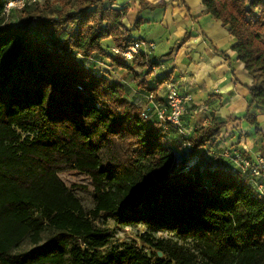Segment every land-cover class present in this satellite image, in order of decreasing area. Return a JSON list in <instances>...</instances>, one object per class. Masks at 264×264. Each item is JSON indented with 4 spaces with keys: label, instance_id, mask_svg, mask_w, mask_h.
Returning a JSON list of instances; mask_svg holds the SVG:
<instances>
[{
    "label": "trees",
    "instance_id": "1",
    "mask_svg": "<svg viewBox=\"0 0 264 264\" xmlns=\"http://www.w3.org/2000/svg\"><path fill=\"white\" fill-rule=\"evenodd\" d=\"M9 1L0 0V264H264V196L212 153L228 124L242 120L262 135L256 111L264 110V0H202L233 38L231 51L252 85L241 119L215 120L187 137L144 118L146 104L129 100L113 71L86 65L95 56L111 69L133 75L141 68L148 76L161 65L150 54L129 62L104 48L110 41L122 53L138 40L115 0H24L16 24L5 21ZM140 24L138 18L133 27ZM154 82L138 87L157 97L171 74ZM260 152L264 158V138ZM68 171L89 178V213L59 178ZM100 213L123 227L192 239L198 254L150 234L140 237L150 255L135 244L105 250L109 235L91 219ZM26 238L36 239L35 247L13 253Z\"/></svg>",
    "mask_w": 264,
    "mask_h": 264
},
{
    "label": "crops",
    "instance_id": "2",
    "mask_svg": "<svg viewBox=\"0 0 264 264\" xmlns=\"http://www.w3.org/2000/svg\"><path fill=\"white\" fill-rule=\"evenodd\" d=\"M141 1L143 0H115L113 7L127 10L123 20L124 27H132L133 38L153 44L149 59L161 65H154L155 72L149 74L153 84L147 81L146 69L135 68L133 75L126 70L110 69L114 78L125 84L128 99L136 104H146L144 98L149 94L145 89L139 88L138 83L145 81L148 88H153L156 79L171 74V82L178 83L179 90L192 99L182 117L188 135L195 128L211 123L209 113L212 109L218 108L216 116L219 118L215 116L218 121L231 118L236 112L245 110L250 102L247 88L252 85V78L231 51L233 38L220 22L206 13L202 0H181L185 6L179 5L180 0H144L149 5L165 3V7L154 11L140 10ZM105 4L108 5L107 2ZM138 18L141 24L135 28L133 24ZM185 35L188 39L183 42ZM103 46L113 54L114 47L110 41H105ZM94 61L98 67L103 60L99 62L94 56L91 60H86V65ZM104 61L110 65L109 61ZM156 95H164L162 87L156 91ZM205 102L207 110L199 111V103ZM256 114L262 135L243 137L242 144L237 147L251 154L254 159L263 158L260 143L264 138V110H258ZM245 125L249 130L247 124L242 121L241 128Z\"/></svg>",
    "mask_w": 264,
    "mask_h": 264
},
{
    "label": "rangeland",
    "instance_id": "3",
    "mask_svg": "<svg viewBox=\"0 0 264 264\" xmlns=\"http://www.w3.org/2000/svg\"><path fill=\"white\" fill-rule=\"evenodd\" d=\"M14 2H22V4H25L24 0H11ZM59 7L58 5L55 6ZM18 7L10 9L8 12L5 13V21L9 24H16L18 22L19 18V11ZM135 36V34H133ZM100 62V59H99ZM101 65L98 66L99 70H106L107 72H110L111 68L106 61H101ZM110 70V71H109ZM111 76V73H110ZM147 81L149 84H153V80L149 78L148 75H146ZM174 83V82H173ZM178 84V83H177ZM176 84V85H177ZM188 95V94H187ZM192 102V99H191ZM190 102V103H191ZM200 104V110L199 111H206L207 106H205V103H199ZM145 106V105H143ZM244 111H238L236 114L231 118H242ZM218 108L212 109L209 113V116L211 118V122L217 120L219 116L217 117ZM185 115V114H184ZM217 118H216V117ZM206 119L208 117H205ZM225 121L224 119H222ZM238 122H240V125H238ZM228 124L226 126V130L224 129L222 131L223 138L221 141H219L216 145V148L213 149V156L215 155H222L225 151L232 152L234 150H238L239 152L244 151L242 148H237L239 144H242L243 137H248V135H252L248 129H246V125L244 128H241L242 120ZM239 127H238V126ZM226 131V132H224ZM227 145H223L224 143ZM246 156V154H245ZM59 178L61 181L65 184V186L70 189L75 197L81 202L82 206L84 207L85 211L89 213L91 210L94 209V192L93 187L91 185V182L89 178L83 174H80L77 171H68L61 173L59 175ZM93 223L98 228H101L102 230H105L106 233L109 235V245L105 248V250H122L126 245L135 244L140 250H143L144 253L147 255H150L151 250L148 249L147 246H145L140 237L143 234H150L154 239L156 240H167L172 242H177L178 244L182 245L187 251L198 254L197 250L198 248L195 246L194 241L192 239H187L186 241L178 240L177 237H175L173 234L166 232V231H154L151 232L146 229L145 226L142 224H132L129 226H120L117 225L112 219L108 218L105 214L100 213L97 217L92 218ZM46 234L41 235L42 242L48 238L49 236ZM31 242L29 238H26L18 247L15 248L13 253L19 254L24 251H26L29 248L35 247L33 245V242H36V239H32ZM40 245V244H39ZM199 256V255H198Z\"/></svg>",
    "mask_w": 264,
    "mask_h": 264
},
{
    "label": "built area",
    "instance_id": "4",
    "mask_svg": "<svg viewBox=\"0 0 264 264\" xmlns=\"http://www.w3.org/2000/svg\"><path fill=\"white\" fill-rule=\"evenodd\" d=\"M22 8V2L9 1L4 9V12H8L12 8ZM153 44L143 42L140 40L134 41L131 46L120 53L119 50L114 49L115 54H121V56L132 62L135 57L140 53L150 54V50H153ZM164 95L162 97H155L153 94H149L145 97L146 106L143 109L142 116L146 119L155 120L161 125H169L173 127L179 135L187 137V130L182 123V117L185 114L188 105L191 102V97L179 90L177 85L173 82H168L163 85ZM184 149H189V145L186 144ZM222 159L229 161L232 164L233 171H240L249 179V184L259 194L264 196V179H262L261 169L264 165V159L258 157L255 161H249L245 159L238 152L225 151L220 155ZM197 158L186 163L185 170H188L197 162ZM177 167L180 165L178 159L175 160Z\"/></svg>",
    "mask_w": 264,
    "mask_h": 264
}]
</instances>
